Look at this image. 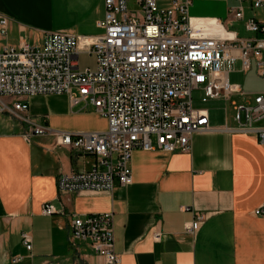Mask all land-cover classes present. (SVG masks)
<instances>
[{
  "label": "crops",
  "instance_id": "obj_1",
  "mask_svg": "<svg viewBox=\"0 0 264 264\" xmlns=\"http://www.w3.org/2000/svg\"><path fill=\"white\" fill-rule=\"evenodd\" d=\"M156 1L167 8L172 0ZM236 5L233 0H192L189 16L223 21L239 38L260 37L244 24L250 17L264 22V10L245 3L243 19L237 21L228 13ZM104 11V0H0V16L9 22L0 42L39 44L44 34L56 32L94 38L103 34L98 22ZM238 67L228 80L243 94L231 101L250 104L264 94V77L254 68L243 73ZM85 68L91 67L79 63L80 70ZM25 101L31 119L50 133L28 139L27 124L0 113V264H104L89 244L72 246L69 226L73 216L110 212L117 264H264V216L255 215L264 209V144L253 134L218 130L235 126L232 103L225 102L223 122L210 116L216 131L193 134L186 152L134 150L127 186L60 194L59 176L90 170L95 156L60 145L57 133L103 132L107 122L92 105L72 104L66 95ZM257 126L264 127V119ZM46 203L63 214L43 215ZM196 216L204 220L192 235L186 226Z\"/></svg>",
  "mask_w": 264,
  "mask_h": 264
},
{
  "label": "built area",
  "instance_id": "obj_2",
  "mask_svg": "<svg viewBox=\"0 0 264 264\" xmlns=\"http://www.w3.org/2000/svg\"><path fill=\"white\" fill-rule=\"evenodd\" d=\"M233 1L237 5L228 13L237 21L243 19L245 3L251 10H264V0ZM191 3L172 0L161 8L156 0H104L100 36L56 32L44 34L39 44L0 45V113L27 124L28 139L50 133L28 114L25 99L32 96L66 95L72 104L92 105L107 122L103 132L57 133L60 145L95 156L90 170L59 176L60 194L127 186L136 149L186 152L193 134L216 131L209 111L195 103H232L235 126L218 130L253 134L264 144V127L257 126L264 119V94L255 95L250 104L234 103L231 98L243 93L228 80L237 65L240 72L254 68L264 77V22L248 18L245 29L260 37L239 38L223 21L191 19ZM8 23L0 16V38L7 36ZM81 52L94 56V69H79ZM41 211L46 216L63 214L47 203ZM255 215L264 216V209ZM203 220L196 216L186 231L193 235ZM69 229L72 246L87 243L104 264L118 263L112 212L73 216ZM21 238L31 251L28 235ZM159 238L155 233L154 239Z\"/></svg>",
  "mask_w": 264,
  "mask_h": 264
},
{
  "label": "rangeland",
  "instance_id": "obj_3",
  "mask_svg": "<svg viewBox=\"0 0 264 264\" xmlns=\"http://www.w3.org/2000/svg\"><path fill=\"white\" fill-rule=\"evenodd\" d=\"M132 3L130 4V8L132 9ZM5 44V42H0V45L3 46ZM78 60H79V63H80V66L81 68H84V67H91L92 69L95 68V59L94 57L92 56H88L86 54H84L83 52H81L79 54V57H78ZM198 94L197 93H193V99L196 100ZM226 105V108L227 106H229V104H225L224 101H215V102H210L208 104H205V105H200V104H197L195 103V106H199V107H209L211 110H210V116H211V119L212 120H215V121H218V122H223L224 121V118H225V107ZM227 112H228V109H227Z\"/></svg>",
  "mask_w": 264,
  "mask_h": 264
}]
</instances>
